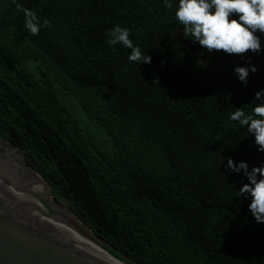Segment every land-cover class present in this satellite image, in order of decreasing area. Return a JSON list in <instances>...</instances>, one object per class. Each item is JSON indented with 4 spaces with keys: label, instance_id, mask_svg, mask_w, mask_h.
I'll return each instance as SVG.
<instances>
[{
    "label": "trees",
    "instance_id": "trees-1",
    "mask_svg": "<svg viewBox=\"0 0 264 264\" xmlns=\"http://www.w3.org/2000/svg\"><path fill=\"white\" fill-rule=\"evenodd\" d=\"M16 2L51 26L31 35L23 12L0 0V137L50 190L134 255L264 264V223L250 195H239L249 181L227 166L228 158L250 171L264 165L254 135L229 120L264 102L254 100L264 75L250 71L245 86L234 74L243 63L202 65L173 36L179 0L171 9L164 0ZM117 24L151 64L129 62L131 49L107 43ZM256 35L261 51L243 57L264 65V34ZM185 38L208 60L240 56Z\"/></svg>",
    "mask_w": 264,
    "mask_h": 264
},
{
    "label": "water",
    "instance_id": "water-1",
    "mask_svg": "<svg viewBox=\"0 0 264 264\" xmlns=\"http://www.w3.org/2000/svg\"><path fill=\"white\" fill-rule=\"evenodd\" d=\"M183 30L178 26L173 36L202 65L234 61L254 65L264 75V65L247 57L208 60L182 35ZM6 147L13 156L0 148V264H162L122 250L86 215L52 192L13 146ZM36 174L44 186L30 178Z\"/></svg>",
    "mask_w": 264,
    "mask_h": 264
},
{
    "label": "clouds",
    "instance_id": "clouds-1",
    "mask_svg": "<svg viewBox=\"0 0 264 264\" xmlns=\"http://www.w3.org/2000/svg\"><path fill=\"white\" fill-rule=\"evenodd\" d=\"M15 9L23 12L25 28L33 36L40 33L41 27L51 26V22L44 19L43 24L34 10L24 7L12 0ZM165 7L171 9L170 0H164ZM237 16L238 19H233ZM175 19L184 26L182 35L191 37L209 53L223 52L226 55L245 56L249 51H261L260 37L257 32L264 34V0H179L175 11ZM130 32L119 24L108 33L109 45L120 44L131 49L128 56L129 62L151 64L152 57L142 54L140 47L134 46L129 38ZM164 62H162L163 65ZM250 71L255 73L258 69L253 65L236 66L234 74L245 86L248 84ZM255 101H264V89L255 92ZM229 120L238 122L239 126H247V132L255 137L257 150L264 153V102L252 109L251 114H246L241 108L229 115ZM228 170L241 173L247 177L239 189L241 198L250 195L249 210L257 223H264V165L256 166L249 170V165L241 161L238 165L232 159H227Z\"/></svg>",
    "mask_w": 264,
    "mask_h": 264
},
{
    "label": "rangeland",
    "instance_id": "rangeland-1",
    "mask_svg": "<svg viewBox=\"0 0 264 264\" xmlns=\"http://www.w3.org/2000/svg\"><path fill=\"white\" fill-rule=\"evenodd\" d=\"M74 112L77 114V116L80 118V120L82 121V124L83 125H85V126H87V125H89L91 128H92V125H91V121L90 120H88V119H86L85 117H84V113L80 110V108L77 106V105H74ZM95 128V126L93 127V129L92 130H94L95 131V134H96V136L99 138V139H101V138H105L106 137V135L99 129H94ZM102 141V140H101ZM100 141V142H101ZM0 144H3V145H5V146H8V147H10L11 148V146L12 145H10L9 143H7V141L6 140H4L3 138H1L0 137ZM1 148V147H0ZM15 148V147H14ZM14 148H12V149H14ZM16 149V148H15ZM14 149V150H15ZM2 151H3V149H1ZM17 150V149H16ZM4 152V151H3ZM4 153H6L7 155H8V153L5 151ZM20 153V152H19Z\"/></svg>",
    "mask_w": 264,
    "mask_h": 264
},
{
    "label": "bare ground",
    "instance_id": "bare-ground-1",
    "mask_svg": "<svg viewBox=\"0 0 264 264\" xmlns=\"http://www.w3.org/2000/svg\"><path fill=\"white\" fill-rule=\"evenodd\" d=\"M12 153H13V150L10 149V151L8 152V155H9L10 157H12V156H13ZM14 157H15V154H14ZM30 178H31L33 181H35V182H37V183H39V184H41V185L44 186V181H43L42 178L39 177L37 174H36V176H35V175H30Z\"/></svg>",
    "mask_w": 264,
    "mask_h": 264
},
{
    "label": "flooded vegetation",
    "instance_id": "flooded-vegetation-1",
    "mask_svg": "<svg viewBox=\"0 0 264 264\" xmlns=\"http://www.w3.org/2000/svg\"><path fill=\"white\" fill-rule=\"evenodd\" d=\"M0 147H1V149H3V151L5 152H9L10 151V149H8L5 145H3V144H0ZM8 149V150H7Z\"/></svg>",
    "mask_w": 264,
    "mask_h": 264
}]
</instances>
